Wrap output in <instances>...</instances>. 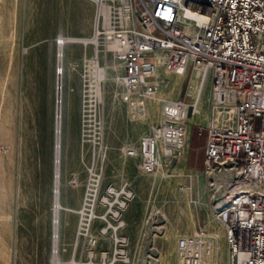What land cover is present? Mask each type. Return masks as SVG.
Wrapping results in <instances>:
<instances>
[{"label": "rangeland", "instance_id": "rangeland-1", "mask_svg": "<svg viewBox=\"0 0 264 264\" xmlns=\"http://www.w3.org/2000/svg\"><path fill=\"white\" fill-rule=\"evenodd\" d=\"M95 2L16 0L13 41L0 45L1 78L11 64L10 97L0 96V109L8 100L14 125L13 157L4 165L7 264H181L180 243L194 234L213 238L211 257L201 261L230 264L225 229L201 171L209 123L221 111L210 78L206 74L199 82L192 67L185 75L161 72L167 87L158 89L144 109L140 102H114L119 71L101 41L63 44L60 72L62 37L94 35ZM133 6L142 11L140 2L133 0ZM85 87L94 106L89 122L81 115ZM167 100L195 103L194 113L188 110L190 144L169 164L160 153V166L146 174L137 158L123 157L121 150L159 122ZM57 101L62 132L56 188ZM56 192L62 210L55 218ZM199 245L201 259L210 244Z\"/></svg>", "mask_w": 264, "mask_h": 264}, {"label": "built area", "instance_id": "built-area-1", "mask_svg": "<svg viewBox=\"0 0 264 264\" xmlns=\"http://www.w3.org/2000/svg\"><path fill=\"white\" fill-rule=\"evenodd\" d=\"M136 1L142 11L133 0L95 2L92 35L119 71L114 102L145 109L167 87L161 72L206 67L221 111L205 138L204 184L225 229L230 264H264V0ZM88 88L82 122L94 108ZM190 107L194 113L185 100L164 101L159 122L125 146L123 157L137 158L146 174L158 167L162 148L164 163L182 157L190 144ZM180 245L182 264H201L194 238Z\"/></svg>", "mask_w": 264, "mask_h": 264}, {"label": "bare ground", "instance_id": "bare-ground-1", "mask_svg": "<svg viewBox=\"0 0 264 264\" xmlns=\"http://www.w3.org/2000/svg\"><path fill=\"white\" fill-rule=\"evenodd\" d=\"M96 2H99L101 0H95ZM16 0H0V45L2 44H7V43H12L13 37L15 35V29H14V21L16 18ZM96 35L94 34L91 36V38H77V39H69V38H63L61 40V43L58 47V68L60 69L61 63H62V48L63 44L68 43V42H80L84 45L87 44H95L97 45L98 41H96ZM114 48V46H113ZM116 49V47L114 48ZM1 60V59H0ZM6 64V63H5ZM10 64L7 62L6 64V71L4 72V77L1 78L0 76V96L4 97L5 94L10 97L9 94V89L7 88V81L6 77L9 75L8 73V67ZM11 65V64H10ZM92 67H96V59L92 63ZM94 71H98L96 68H92ZM195 71L197 73V76L199 78V82L203 81L204 76L206 75V67H195ZM61 72V69H60ZM181 74H186V71L181 73ZM177 74V75H181ZM3 75V74H2ZM60 77V76H59ZM61 78V77H60ZM59 78V79H60ZM57 99L60 98V89L57 90ZM216 100V99H215ZM8 100L4 102L3 108L0 109V140L3 143V146L0 147V261L3 262V264H7L8 261V256H9V250H8V216H7V209H8V188H9V183L8 179L4 176V165L7 162H11L12 157H13V141H14V136H13V117H12V110H11V105H7ZM169 101V100H167ZM165 101V102H167ZM218 99L216 100L217 103ZM6 104V105H5ZM219 104V102L217 103ZM194 106V111L196 109L195 103H193ZM61 104L60 101L58 102L56 106V125H55V131H56V151H55V159H56V167H55V183H56V188L58 186V182L60 179L58 167H59V139L62 130H60L61 127ZM145 117H147V113L145 112L144 114ZM214 121L210 122L209 125L212 127ZM5 150V151H2ZM161 153L165 154L166 150L165 148L161 149ZM9 166V165H8ZM160 166V160H159V165ZM8 177V175H7ZM10 177V175H9ZM59 195L58 192H56L55 199H54V213H55V218L57 217L58 213L60 210H62V205L59 202ZM187 237L194 238L196 243L198 244L196 248H199L202 242H209L210 244V250L203 254V259H208L212 255V250H213V238L211 237H206V236H199L198 234H194L193 236H185L184 239ZM179 247V246H178ZM181 260V259H180ZM210 263V262H209ZM182 264V260H181ZM201 264H205V262L201 261Z\"/></svg>", "mask_w": 264, "mask_h": 264}]
</instances>
